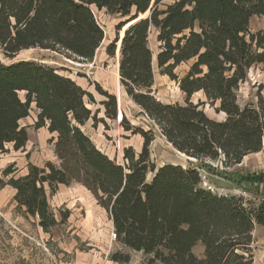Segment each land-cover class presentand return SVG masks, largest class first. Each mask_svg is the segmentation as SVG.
Instances as JSON below:
<instances>
[{"label":"trees","instance_id":"trees-1","mask_svg":"<svg viewBox=\"0 0 264 264\" xmlns=\"http://www.w3.org/2000/svg\"><path fill=\"white\" fill-rule=\"evenodd\" d=\"M161 1L0 0V52L13 58L40 47L91 61L105 40L93 7L119 14L117 35L106 51L120 58L118 75L128 97L176 150L203 167L213 169L210 162H218L226 170L264 149V96L259 92L256 102L242 106L237 95L250 68L264 65V27L250 29L251 18L264 15V0H175L166 9L159 7ZM149 11L124 31L128 19ZM152 29L160 41L157 67L179 83L184 102H164L154 94ZM189 60L180 76L177 66ZM96 89L104 97V113L115 120L116 94L101 84ZM198 92L206 99L195 102L192 95ZM86 99L95 102L92 92L56 66L0 58V149L25 148L29 132L22 120L34 107L35 127L49 131L59 161L42 167L31 163L25 175L10 181L18 204L38 216L43 229L57 224L46 185L54 192L60 184L78 181L108 211L116 242L128 250L111 255L117 263L130 261L129 251L137 250L147 264H255L253 232L264 226V195L249 199L215 192L191 163L157 166L151 158L154 129L135 126L122 111L120 124L141 134L144 144L139 151L125 147L122 162L111 158L81 128L98 119ZM206 102L225 118L211 117ZM100 121L107 126L104 117ZM263 178L248 173L236 182L252 185ZM199 242L202 256L194 252Z\"/></svg>","mask_w":264,"mask_h":264},{"label":"rangeland","instance_id":"rangeland-1","mask_svg":"<svg viewBox=\"0 0 264 264\" xmlns=\"http://www.w3.org/2000/svg\"><path fill=\"white\" fill-rule=\"evenodd\" d=\"M174 1L162 0L159 7L166 9ZM93 9L105 29V40L93 60H79L60 51L40 47L23 49L13 58L5 57L0 52V58L5 62L23 58L40 60L56 66L62 73L72 76L79 85L92 92L95 102L86 100L98 119L91 118L81 128L92 138L95 145L111 158L122 162L125 147L132 145L139 151L144 144L141 134H133L122 127L119 119V113L122 111L135 126L154 129L151 158L157 166L167 162L181 163L185 166L191 163L200 167L204 186L211 187L215 192L242 194L249 199L262 197L264 178L252 185L244 182L237 184L236 179L248 173L264 176V149L249 154L241 163L223 170L228 174L222 171V166L218 162H210L213 169H208L201 166L196 159H190L176 150L146 114L141 113L140 107L128 97L118 79L116 65L120 58L116 52L111 56L106 51L107 46L117 35V25L122 18L119 14L109 13L106 9L95 7ZM263 26L264 15H255L251 18V31L262 29ZM156 35V30L152 29L149 45L155 52L154 94L164 102H184L186 97L179 83L157 67L156 57L160 41ZM191 62L192 60H189L178 65L175 71L180 76L184 75ZM96 84H101L105 90L116 94L118 116L115 120L108 118L104 113V106L101 103L104 97L97 91ZM259 92L264 96L263 64L250 68L246 81L242 82L237 90L238 101L242 106L256 102ZM192 99L198 102L205 100L206 97L198 92L192 95ZM205 111L218 120L226 116L222 111L221 113L215 111L208 102L205 103ZM101 117L106 119L107 126L100 121ZM37 118V110L33 107L30 115L22 120V125L26 126L29 132L24 149L16 150L12 144H6L4 150L0 149V175L3 178V182L0 183V264H147L146 255L137 250L129 251L131 259L128 262L117 263L111 259L114 252L127 249L116 242L113 220L110 219L108 211L99 205L93 192L78 181H72L70 185L60 184L54 192L46 185L49 206L57 221L50 230L43 229L39 224V217L27 213L26 207L18 204L15 198L16 189L10 184L11 179L25 175L31 163L42 167L47 161L59 162L55 155V146L49 141L47 129L35 127ZM149 176L151 177L152 173ZM253 238L255 264H264V226H255ZM194 252L198 256L203 255L204 247L200 242L195 245Z\"/></svg>","mask_w":264,"mask_h":264},{"label":"water","instance_id":"water-1","mask_svg":"<svg viewBox=\"0 0 264 264\" xmlns=\"http://www.w3.org/2000/svg\"><path fill=\"white\" fill-rule=\"evenodd\" d=\"M149 13H150V11L146 14V15H139V16H137V17H135V18H132V19H128L126 22H125V25H124V31L126 30V29H128V27L129 26H131L132 24H134V22H136L137 20H140V19H142L143 17H147V15H149ZM121 39V41H122V35H120L119 36V40ZM122 43V42H121ZM118 48H119V44H118ZM119 51H120V48H119ZM194 95V94H193ZM180 152V151H179ZM181 153V152H180ZM183 154V153H182ZM188 157V156H187ZM190 159H192L191 157H189ZM116 235V234H115Z\"/></svg>","mask_w":264,"mask_h":264},{"label":"crops","instance_id":"crops-1","mask_svg":"<svg viewBox=\"0 0 264 264\" xmlns=\"http://www.w3.org/2000/svg\"><path fill=\"white\" fill-rule=\"evenodd\" d=\"M264 27V26H263ZM116 69H117V65H116ZM118 70V69H117ZM118 75V74H117ZM118 79H119V75H118ZM37 113H38V111H37ZM46 128V127H45ZM49 132V131H48Z\"/></svg>","mask_w":264,"mask_h":264}]
</instances>
